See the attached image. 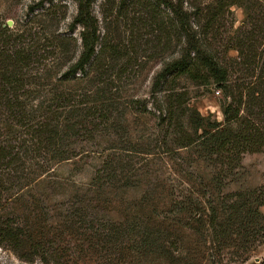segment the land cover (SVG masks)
Listing matches in <instances>:
<instances>
[{"label": "trees", "instance_id": "trees-1", "mask_svg": "<svg viewBox=\"0 0 264 264\" xmlns=\"http://www.w3.org/2000/svg\"><path fill=\"white\" fill-rule=\"evenodd\" d=\"M74 2L79 45L53 29L51 7L20 28L0 22V247L42 264H164L193 237L208 264H255L264 183L224 189L244 155L264 153V0H112L124 13L135 8L167 53L143 102L124 95L128 47L102 43L92 1ZM234 7L244 14L236 28ZM189 84L220 93L222 123L190 105ZM130 113L149 121L136 137ZM93 159L85 194L50 206L57 166ZM163 168L173 184L156 221L114 222L97 209L145 177L159 186ZM42 178L50 181L41 193Z\"/></svg>", "mask_w": 264, "mask_h": 264}, {"label": "rangeland", "instance_id": "rangeland-1", "mask_svg": "<svg viewBox=\"0 0 264 264\" xmlns=\"http://www.w3.org/2000/svg\"><path fill=\"white\" fill-rule=\"evenodd\" d=\"M92 12L98 21L100 40L102 43H112L120 46H127L132 61L129 66V75L125 82L128 86V94L135 95L140 101H152L148 90L153 74L160 69L161 62L167 58V53L155 48V42L149 30L145 29L135 8H129L126 13L113 7L112 0H91ZM54 8L56 15L54 30L57 33L68 34L77 40L79 45V29L73 30L71 23L76 15V4L74 0H0V22H5L9 28H20L27 21L34 19L42 12L41 7ZM113 7V8H112ZM32 9V11H31ZM236 20L234 28L240 26L244 20L241 9H231ZM12 22L8 25V22ZM234 51L229 52V56L234 57ZM64 66L61 71H64ZM189 91L190 105L195 108L200 115L209 117L213 121L222 123L223 117L220 109L222 97L220 93L211 86L198 87L187 85ZM147 108H150V104ZM127 121L129 130L133 137H136L145 130L149 121L145 117L128 114ZM98 165V160L83 161L77 165L72 163H62L52 174V180L57 186V192L49 198L47 203L50 206L67 202L74 195L85 194L84 189L90 183L94 170ZM195 169V170H194ZM195 173L208 184L210 179V169L204 165H195ZM136 187L112 192L107 195L104 201L96 204L97 209L108 219L114 222H148L151 218L156 221L154 209H163L166 196L172 187L171 175L167 169L162 170L159 176V186L147 185L149 177ZM48 178H42L37 183L39 192H43ZM153 182L152 180H150ZM264 183V153L246 154L243 156L241 168L233 182H230L224 189L225 192L252 189ZM83 191V193H82ZM95 205V204H94ZM264 214V208L261 209ZM184 247L181 255L174 257L169 263L164 264H208L204 259L201 245L193 238L184 239ZM264 259V244L258 246L251 252L250 263L258 264ZM150 264L160 263L155 257L150 259ZM0 264H42L38 260L34 262H24L16 257L11 251L0 247Z\"/></svg>", "mask_w": 264, "mask_h": 264}, {"label": "water", "instance_id": "water-1", "mask_svg": "<svg viewBox=\"0 0 264 264\" xmlns=\"http://www.w3.org/2000/svg\"><path fill=\"white\" fill-rule=\"evenodd\" d=\"M11 23H12V22L9 21V22H8V25H10ZM255 261H256V262H259V259L256 258Z\"/></svg>", "mask_w": 264, "mask_h": 264}, {"label": "crops", "instance_id": "crops-1", "mask_svg": "<svg viewBox=\"0 0 264 264\" xmlns=\"http://www.w3.org/2000/svg\"><path fill=\"white\" fill-rule=\"evenodd\" d=\"M264 208V206L263 207H261V209H263Z\"/></svg>", "mask_w": 264, "mask_h": 264}]
</instances>
